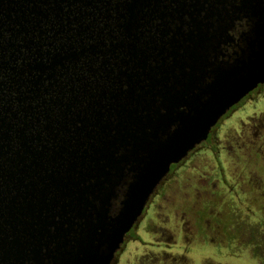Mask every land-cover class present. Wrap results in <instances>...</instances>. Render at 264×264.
I'll return each mask as SVG.
<instances>
[{"label": "water", "instance_id": "1", "mask_svg": "<svg viewBox=\"0 0 264 264\" xmlns=\"http://www.w3.org/2000/svg\"><path fill=\"white\" fill-rule=\"evenodd\" d=\"M260 84L264 0H0V264H112Z\"/></svg>", "mask_w": 264, "mask_h": 264}, {"label": "rangeland", "instance_id": "2", "mask_svg": "<svg viewBox=\"0 0 264 264\" xmlns=\"http://www.w3.org/2000/svg\"><path fill=\"white\" fill-rule=\"evenodd\" d=\"M256 114L240 113L222 123L216 130L218 150L202 146L173 170L138 221L135 245L128 237L114 264H148L166 254L183 257L185 246L184 264H264V157L251 149L241 126ZM186 190L196 192L198 209L203 208L196 227L184 228L181 212L186 209L175 210L172 203L176 192Z\"/></svg>", "mask_w": 264, "mask_h": 264}, {"label": "flooded vegetation", "instance_id": "3", "mask_svg": "<svg viewBox=\"0 0 264 264\" xmlns=\"http://www.w3.org/2000/svg\"><path fill=\"white\" fill-rule=\"evenodd\" d=\"M240 113H260V114L250 116L249 119L247 120V122L241 124V126L244 125L247 129V132L249 135L248 138L250 140L248 142V144L251 146V149L253 150L256 148L257 150H253V151H255L256 155L261 156L263 159V157H264V84H260L254 91L249 93L237 105L233 106L227 112V114L220 119L218 124L211 130L207 141H205L201 145L197 146L192 152L189 153L187 158H189L198 148H200L202 146H206L207 148H211L213 150H218V148L220 147V146H218L220 141H219V137L217 135L216 130L218 128L222 127V123H225V121L226 122L233 121L234 117L236 119L237 117L235 115L238 116V115H240ZM217 158H218V162H219L220 166H222V162L220 160V157H217ZM183 161L177 165H173L171 167L170 173L168 174V176L165 179H167L170 176V174H172L173 170L178 165L183 163ZM164 180L158 186L155 193L151 197L150 201L153 199V197L159 191V188L163 184ZM236 195H235V201L237 200V198H239V195L238 194H236ZM197 198H198V195L196 194V192L190 191V190L181 191V192L178 191L174 195V198L172 200L174 209L175 210L186 209L185 211L181 212V214L183 215V219L187 220L186 223L183 221L182 226L184 225V228H185V224H187V225L191 224V226H194V227L199 226L198 221L204 213H203V208L198 209ZM177 199H178V201H177ZM150 201H149V203H150ZM179 202H181L183 205L178 206ZM147 207H148V205H147ZM147 207H146V209H147ZM146 209H145V211H146ZM145 211H144V213H145ZM136 225L131 230V232H129L126 235L125 241L122 244L121 249L117 252L116 257L118 256L119 252L122 250L124 245L126 244L128 237H131L132 239H134V241H132V244L130 246L135 245L136 238L134 235V231H135ZM138 241L144 243V240L142 237H139ZM153 245L156 248L162 247L159 243H157V244L153 243ZM168 246H169V248L173 247V244L170 243V244H168ZM188 250H189L188 247L185 246L182 249L185 256H183V257L181 256L179 258H173L172 255L170 257V255H167V254L164 255L163 259H161L160 257H157V256H153L151 259H148V264H184L186 261L185 258H186ZM114 263L115 262H113L112 264H114Z\"/></svg>", "mask_w": 264, "mask_h": 264}]
</instances>
